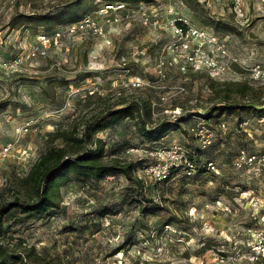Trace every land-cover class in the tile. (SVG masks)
<instances>
[{"label": "rangeland", "instance_id": "374dc122", "mask_svg": "<svg viewBox=\"0 0 264 264\" xmlns=\"http://www.w3.org/2000/svg\"><path fill=\"white\" fill-rule=\"evenodd\" d=\"M71 1L74 0H0V57L8 59L24 53L46 31L65 32L66 26L39 24L29 18L50 14L57 6ZM101 2H90L94 5L90 16L102 24L104 35L64 33L62 45L49 49L45 56L17 71L0 69V147L10 143L18 155L17 159L0 160V203L28 196L24 178L53 144L55 131L81 127L92 116L123 102H151L153 121L175 120L182 115L186 120L181 128L170 132L161 143H179L192 153L198 143L185 130L210 114L205 121L216 129V140L195 155L199 162L213 159L219 171L190 178L177 175L165 183L144 180L143 192L155 208L147 215L129 204L115 216L99 218L95 213L98 206L113 203L115 196L119 197L127 185L121 175L109 176L90 188L69 182L60 187V208L53 215L35 216L23 222L6 220L8 231L1 241L11 255L24 258L23 264H264L248 258L247 227L251 217L246 208L251 191L264 197V179L233 166L241 148L264 151V123L260 116L245 111L239 117L211 112L223 98L218 94L222 87L203 74L170 72L168 98L163 102L162 89L123 88V81L130 75L154 77L155 58L166 35L162 30L143 26L137 15L126 21L117 13L113 14L114 22H107L98 12ZM198 2L200 6L194 8L182 0H155L130 6L134 10L139 6L157 8L164 18L173 10L176 16L225 38L228 48L244 64H264L262 1L246 0L247 14L242 19L233 14L232 0ZM218 22L231 24L236 32L216 31L214 25ZM236 69L241 72L240 80L229 82H247L259 91L247 97L234 94L231 98L240 105L264 101V84L251 83L244 68ZM180 85L184 91H178ZM29 120L33 128L24 133L22 126ZM222 122L227 126L225 134L219 130ZM99 136L108 144V161L145 159L139 153L128 154L124 150L125 143H141L130 121ZM54 144L61 141L57 139ZM20 217L17 214L16 218Z\"/></svg>", "mask_w": 264, "mask_h": 264}, {"label": "built area", "instance_id": "2783aa9c", "mask_svg": "<svg viewBox=\"0 0 264 264\" xmlns=\"http://www.w3.org/2000/svg\"><path fill=\"white\" fill-rule=\"evenodd\" d=\"M260 1L264 3V0ZM245 5L246 0H232L231 10L237 18L242 19L246 16ZM135 10L126 3H106L98 10L109 23L114 22L113 14L121 13L122 19L126 21L137 15L143 26L162 30L166 35V40L160 45L155 58L154 77L130 75L123 81V88L134 91L162 89L160 100L163 102L168 98L167 80L172 71L182 75L204 74L210 79L225 82L240 80L241 72L236 69L238 67L247 71L246 78L251 83L264 84V64L259 62L244 64L241 58L228 48L225 38L220 37L215 31L198 27L187 19L176 16L173 10L165 18L160 16L157 8L147 10L139 6L138 10ZM83 32L101 36L104 35V28L94 17L88 15L78 22L67 25L65 32L54 30L52 33H42L38 36V42L24 53L8 59L0 57V69L5 72L17 71L35 58L45 56L49 49L61 46L65 34L75 36ZM141 53L145 54V51L141 50ZM125 72L130 73V70L126 69ZM177 89L180 92L185 88L180 85ZM118 93L121 95V91ZM260 122L264 123V117ZM243 124L245 123L240 125ZM32 128V120H29L23 124L22 131L27 133ZM219 130L222 134L226 133L225 122L219 125ZM189 131L201 150L209 148L216 140V129L205 119H200ZM127 153H139L147 159L144 166L137 171L139 178L143 180L165 183L170 180L173 171L188 178L198 172L197 156L179 143L133 147L129 148ZM17 157L12 144L0 147L1 161ZM233 166L238 171L264 179V151L251 152L241 148L233 159ZM205 169L207 172H218L219 166L215 161L209 160L206 161ZM246 208L249 209L251 217V224L247 227L248 258L252 261H264V197L257 196L251 191L246 200Z\"/></svg>", "mask_w": 264, "mask_h": 264}, {"label": "trees", "instance_id": "16d2710c", "mask_svg": "<svg viewBox=\"0 0 264 264\" xmlns=\"http://www.w3.org/2000/svg\"><path fill=\"white\" fill-rule=\"evenodd\" d=\"M91 1L94 0H74L63 6H57L50 14L30 16L29 19L38 21L39 24L65 27L90 15L91 10L94 9ZM154 1L102 0L101 4L126 3L132 5V3H153ZM182 1L192 8L200 6L198 0ZM214 28L216 31L223 30L226 33L236 32L235 27L229 23L218 22ZM53 31L46 32L52 33ZM210 80L222 87L218 90V94L223 95L222 100L211 112H227L239 117L240 112L245 111L253 112L260 118L264 117V101L257 104L253 102L240 105L231 98V95L234 94L247 97L251 92L259 90H255L247 82H215L213 79ZM152 117L151 102H123L119 106L92 116L81 127L76 126L72 129L55 131L52 134L53 144L45 153L41 154L24 178L28 185V196L0 203V264H12L14 261L23 264L24 260L19 254L11 255L1 241L8 231V227H5L6 220L14 218L18 222H23L35 216L53 215L60 208V187L69 182H75L83 188H90L109 176L121 175L125 178L127 185L119 197L115 196L113 203L100 205L96 209L95 213L99 218L117 215L119 209L125 204L134 205L142 215H147L154 210V206L143 192L144 180L137 175V171L144 166L147 159L126 162L116 158L113 161H108V144L99 136V133L103 131L117 128L118 125L130 121L141 143L137 145L125 143L124 150L140 146H153L161 144V140L170 132L179 130L181 123L186 120L182 115L175 120L165 119L163 121L161 119L153 121ZM209 118L210 114H207L205 119ZM244 122L246 120L240 124ZM185 133L194 138L189 130H185ZM57 139L61 141V144H54ZM193 151H195L194 154L199 155L202 150L198 146ZM209 160L213 159L206 161ZM196 161L198 164L197 174L207 173L206 161L199 162L198 159ZM177 175H179L178 172L173 171L170 180ZM17 214L21 217L16 218ZM22 217L23 219H21Z\"/></svg>", "mask_w": 264, "mask_h": 264}]
</instances>
